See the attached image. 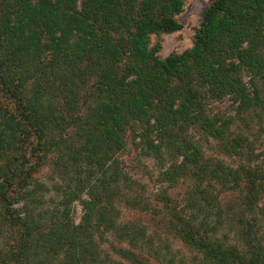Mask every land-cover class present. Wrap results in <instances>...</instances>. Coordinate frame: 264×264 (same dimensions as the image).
Masks as SVG:
<instances>
[{"label": "trees", "instance_id": "16d2710c", "mask_svg": "<svg viewBox=\"0 0 264 264\" xmlns=\"http://www.w3.org/2000/svg\"><path fill=\"white\" fill-rule=\"evenodd\" d=\"M186 1L0 0V264H99L98 234L151 246L146 225L120 220L121 203L162 213L159 225L211 264H264L250 137L264 129V0H214L193 47L161 57L153 35L183 27ZM225 99L233 112L214 113ZM196 130L239 166L208 158ZM129 145L157 161L161 182L192 178L187 212L137 192ZM207 179L235 196L222 201ZM223 218L241 239L218 235Z\"/></svg>", "mask_w": 264, "mask_h": 264}, {"label": "rangeland", "instance_id": "374dc122", "mask_svg": "<svg viewBox=\"0 0 264 264\" xmlns=\"http://www.w3.org/2000/svg\"><path fill=\"white\" fill-rule=\"evenodd\" d=\"M214 0H187L182 12L176 15V19L183 25V27L173 33H162L160 35H153L152 45H160L157 54L161 57H166L170 53H181L194 45V36L199 28L205 10ZM211 110L214 113L229 114L233 112L231 102L227 99L224 101H216L211 105ZM264 128V127H263ZM193 137L202 139L205 145L207 157L222 158L231 166H239V158L232 154L225 153L217 146L214 141L206 142L204 136L199 130L193 131ZM250 137L256 140V153L260 154L257 161L253 162L252 166L259 170H264V129L260 126H255ZM122 160L126 165V169L131 176L138 181L136 186L137 192L141 193L144 198L149 201L151 208H164L167 203L170 204L171 209L175 208L177 211L181 209L187 212L185 206V193L188 186L192 185L188 177L180 178L175 184L161 182L159 180L160 168L153 158H148L140 154L133 145H129L125 153L122 155ZM51 172L49 166H45L42 171V176ZM205 183L210 186L218 195H221L222 201L229 197H234L233 191H224L220 189V181L209 179ZM167 192L170 200L160 199L158 196ZM259 206L264 209V196L260 201ZM73 219L78 223L83 215V205L79 201H75L72 205ZM121 216L120 220L128 221L135 220L143 225H146L147 236L146 239H151V246H144V242H140L137 247H133L127 242L118 241L111 234L105 235L104 238L96 235V244L98 246L101 263L99 264H211L210 261L202 260V255L190 249L182 240H180L172 230L166 228L165 225H159L156 220L161 217V214L154 216L151 212L135 210L129 206L120 204ZM260 220L264 229V211H260ZM154 213V212H153ZM163 216V215H162ZM156 217V218H155ZM236 222L229 218H223L222 226L219 229V236L229 241L235 242L240 238ZM241 239V238H240ZM129 248L135 251L143 258L140 261L131 260L116 249ZM148 248V249H147Z\"/></svg>", "mask_w": 264, "mask_h": 264}]
</instances>
